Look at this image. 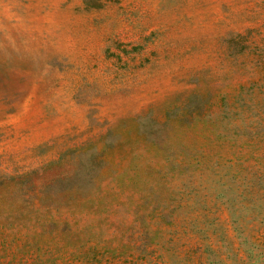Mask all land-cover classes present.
I'll return each instance as SVG.
<instances>
[{"label":"rangeland","instance_id":"374dc122","mask_svg":"<svg viewBox=\"0 0 264 264\" xmlns=\"http://www.w3.org/2000/svg\"><path fill=\"white\" fill-rule=\"evenodd\" d=\"M0 264H264V0H0Z\"/></svg>","mask_w":264,"mask_h":264}]
</instances>
